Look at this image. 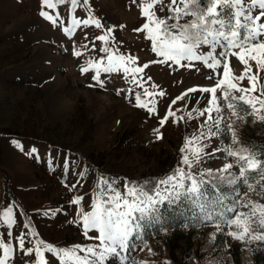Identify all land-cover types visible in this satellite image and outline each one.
<instances>
[{"label": "rangeland", "instance_id": "1", "mask_svg": "<svg viewBox=\"0 0 264 264\" xmlns=\"http://www.w3.org/2000/svg\"><path fill=\"white\" fill-rule=\"evenodd\" d=\"M137 4L132 0H88L87 4L80 0L73 8L71 0H65L49 9L42 6V0H0V242L13 248L8 264H34L36 260L34 251L25 255L18 249L20 236L25 237L26 248H34L37 240L58 248L98 245V241L86 239L82 227L73 223L81 206L91 211L98 178L105 177L102 174L118 177L106 178L121 190L127 180L162 178L177 167L185 138L207 130L206 117L197 110L208 106L211 94L197 91L184 95L193 87L213 86V81L206 79L211 70L201 62H194L192 68L171 62L150 63L143 73L136 74L140 84L122 70L101 71L100 82L94 79L96 68L82 72L90 62L99 63L101 68L107 65L105 47L115 55L138 58L130 67L162 59L152 52L146 34L134 31L146 22ZM41 11L53 16L56 24L42 17ZM257 11L254 9V14ZM90 16L99 19L103 27L81 23L70 35L64 31L73 28V18L83 21ZM109 29L107 44L97 39ZM209 50L201 48L202 52ZM76 52L81 54L76 56ZM229 60L231 74L239 77L243 65L236 57ZM217 71L222 73V69ZM260 77L264 84V71ZM241 86L248 87L247 79ZM145 90L153 95H145ZM136 95L148 107L154 104L156 112L137 107ZM181 96L183 99H176ZM168 110L175 116L161 126L159 120ZM177 117L184 119L177 122ZM233 120L240 144L264 140V121L251 115ZM155 129L162 139H157ZM230 138L228 134V143ZM205 142L210 144L206 151H210L219 139ZM224 162V154L219 152L215 158L206 157L201 167L218 169ZM256 188L258 192L259 185ZM221 193L232 195L231 190ZM249 195L254 202L264 204V195ZM77 196L83 197L82 205L71 203ZM224 204H231V199ZM8 209L15 221L11 226L3 218ZM218 210L224 211L223 207ZM160 217L159 223L144 222L147 247L131 250V264H253L252 247L258 248V257L264 259V242L242 244L227 235V227L217 231L214 224L201 223L183 200L160 206ZM174 235L181 237L176 247ZM45 260L46 264H59L47 252ZM106 264H120V259L109 258Z\"/></svg>", "mask_w": 264, "mask_h": 264}, {"label": "snow or ice", "instance_id": "2", "mask_svg": "<svg viewBox=\"0 0 264 264\" xmlns=\"http://www.w3.org/2000/svg\"><path fill=\"white\" fill-rule=\"evenodd\" d=\"M64 2L42 0V6L54 9L57 3ZM79 2L71 0L72 7L76 8ZM84 3L87 4L88 0H84ZM132 3L137 4V0H132ZM137 7L146 22L134 31L144 32L145 38L151 42L152 52L162 59L130 67L137 64L138 58L115 55L105 47L103 51L108 53L107 65L101 68L99 63L90 62L89 67L82 68V72H88L90 67L96 68L94 79L100 82L101 71L113 73L122 70L125 76L132 74L134 82L140 84L135 78L136 74L143 73L150 63L171 62L176 66L192 68L195 67L194 62H201L211 70L206 79L213 81V86L193 87L184 95L197 91L211 94L208 106L197 110L201 117H206L204 128L207 130L201 129L198 135L185 138L177 167L158 180L139 183L128 181L121 190L113 180L98 178L91 211L86 212L81 206L78 218L73 221L82 227L86 239L96 240L98 245L58 248L37 240L34 248H26L25 237H18V249L21 252L25 255L35 252L34 264H46L45 252L52 254L59 264H106L113 257H119L120 264H131V250L147 247L143 234L144 222L159 223L160 206L165 203L171 206L182 200L201 223L214 224L217 231L227 227V235L242 244L264 242V204L254 202L249 195L254 192L264 195V145L240 144L233 120V117L245 120L251 115L264 121V84L260 83V73L264 71V0H140ZM254 9L258 10L255 14ZM40 15L56 24L48 12L41 11ZM81 23L84 26L94 25L97 29L103 27L99 19L90 16L83 21L73 18V28H65L64 31L70 35ZM111 31L109 29L97 39L107 44ZM202 46L210 50L202 52ZM74 54L79 56L81 53ZM230 57H236L243 65L244 70L239 77L231 74ZM218 69H222V73ZM221 75L223 78H217ZM245 79L248 87L241 86ZM145 95L151 97L153 93L145 90ZM159 95L164 96V93L160 92ZM176 99H183V96ZM236 101L242 103L237 104ZM135 102L137 107H144L150 113L156 112L155 105L148 107L140 95H136ZM174 116L175 113L168 110L160 118L159 124L163 126ZM188 118H192L191 112ZM183 119L177 117L176 121ZM154 131L157 139L163 138L159 129ZM228 134L230 143L227 142ZM213 138L219 139L218 146L206 151L210 144L205 141ZM13 143L23 151L18 142ZM219 152L224 154L222 167H201L206 157L215 158ZM233 168H237L238 172L231 171ZM224 184L232 186L231 196L219 192ZM242 188H246V191L242 192ZM226 199H231V204L225 205ZM82 200L83 197L77 196L71 203L82 205ZM221 207L224 211L218 210ZM3 218L9 226L15 222L11 209L4 213ZM253 228L259 231L253 233ZM162 230L166 229L162 227ZM93 231L98 235L90 236L89 233ZM212 238L215 239V234ZM0 249H3L0 264H8L13 248L0 242ZM148 251L151 253V249Z\"/></svg>", "mask_w": 264, "mask_h": 264}, {"label": "trees", "instance_id": "3", "mask_svg": "<svg viewBox=\"0 0 264 264\" xmlns=\"http://www.w3.org/2000/svg\"><path fill=\"white\" fill-rule=\"evenodd\" d=\"M243 144H255V145H264V140L263 139H252V140H244L242 141ZM60 149H63V150H66L64 149V147H59ZM88 164V163H87ZM93 167L94 170L98 171L97 168H94V165H91ZM99 172V171H98ZM102 176H105V177H108V178H113L115 180L118 179V177H113L112 175L110 174H102ZM160 177L158 176H144V177H141L137 180H135V182L139 183V182H143V181H155V180H158ZM130 181V180H127V182ZM131 182H134V181H131ZM231 187L232 186H229L227 184H224L222 185L220 188H219V192H223V191H228V190H231ZM181 240V237H179L178 235H174V238L172 240L173 242V246L176 247L177 246V243ZM215 242L218 243V239L215 238ZM173 247V248H174ZM251 254H252V257H253V264H264V259H260L258 257L259 253H258V248L254 249V247L251 248Z\"/></svg>", "mask_w": 264, "mask_h": 264}]
</instances>
